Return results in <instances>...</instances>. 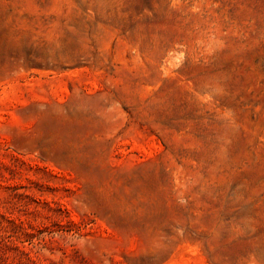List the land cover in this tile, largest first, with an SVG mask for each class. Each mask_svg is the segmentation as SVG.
<instances>
[{"label": "rangeland", "instance_id": "rangeland-1", "mask_svg": "<svg viewBox=\"0 0 264 264\" xmlns=\"http://www.w3.org/2000/svg\"><path fill=\"white\" fill-rule=\"evenodd\" d=\"M0 264H264V0H0Z\"/></svg>", "mask_w": 264, "mask_h": 264}]
</instances>
